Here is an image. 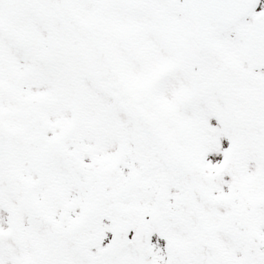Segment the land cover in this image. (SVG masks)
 <instances>
[{
  "label": "snow or ice",
  "instance_id": "6c2138e0",
  "mask_svg": "<svg viewBox=\"0 0 264 264\" xmlns=\"http://www.w3.org/2000/svg\"><path fill=\"white\" fill-rule=\"evenodd\" d=\"M0 264H264V0H0Z\"/></svg>",
  "mask_w": 264,
  "mask_h": 264
}]
</instances>
